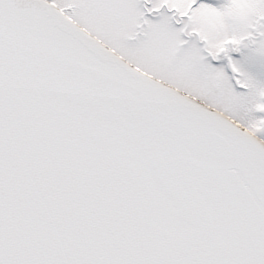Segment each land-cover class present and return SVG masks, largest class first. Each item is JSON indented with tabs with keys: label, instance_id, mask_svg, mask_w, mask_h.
Masks as SVG:
<instances>
[{
	"label": "snow or ice",
	"instance_id": "snow-or-ice-1",
	"mask_svg": "<svg viewBox=\"0 0 264 264\" xmlns=\"http://www.w3.org/2000/svg\"><path fill=\"white\" fill-rule=\"evenodd\" d=\"M0 264H264V0H0Z\"/></svg>",
	"mask_w": 264,
	"mask_h": 264
}]
</instances>
